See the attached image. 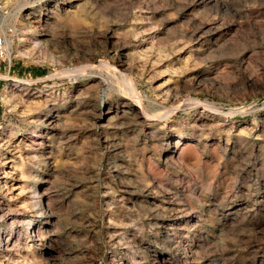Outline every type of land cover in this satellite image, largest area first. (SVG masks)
I'll return each instance as SVG.
<instances>
[{
    "label": "rangeland",
    "instance_id": "374dc122",
    "mask_svg": "<svg viewBox=\"0 0 264 264\" xmlns=\"http://www.w3.org/2000/svg\"><path fill=\"white\" fill-rule=\"evenodd\" d=\"M1 34L0 264H264V0H0Z\"/></svg>",
    "mask_w": 264,
    "mask_h": 264
},
{
    "label": "built area",
    "instance_id": "2783aa9c",
    "mask_svg": "<svg viewBox=\"0 0 264 264\" xmlns=\"http://www.w3.org/2000/svg\"><path fill=\"white\" fill-rule=\"evenodd\" d=\"M12 33V31H11ZM7 34H1L0 35V64L9 63L8 71H11V59L9 57V53L7 50Z\"/></svg>",
    "mask_w": 264,
    "mask_h": 264
},
{
    "label": "bare ground",
    "instance_id": "6f19581e",
    "mask_svg": "<svg viewBox=\"0 0 264 264\" xmlns=\"http://www.w3.org/2000/svg\"><path fill=\"white\" fill-rule=\"evenodd\" d=\"M48 9V8H47ZM46 16V15H45ZM35 18V17H34ZM38 18V17H37ZM36 19V18H35ZM34 19V20H35ZM44 21H46V20H44ZM48 21V20H47ZM29 24V23H28ZM37 24V23H36ZM33 25H35V24H33ZM6 42H7V44L9 45L10 44V42L8 41V39H6ZM6 93V92H5ZM7 97V96H6ZM8 98V97H7ZM13 98V97H12ZM137 109V108H136ZM55 113V112H54ZM53 113V114H54ZM58 114V113H57ZM50 117V116H49ZM57 117V116H56ZM44 123V122H43ZM48 124V123H47ZM51 125H53V124H51ZM50 126V125H49ZM45 132V131H44ZM43 132V133H44ZM52 132V131H51ZM34 134V133H33ZM40 135V134H39ZM47 139V138H46ZM39 141V140H38ZM40 142H42V141H40ZM39 143V142H38ZM44 143V142H43ZM35 145V144H34ZM46 145V144H45ZM36 148V147H35ZM39 150V149H38ZM39 152H41V151H39ZM52 154V153H51ZM5 156V155H4ZM52 157V156H51ZM10 158V157H9ZM8 160V159H7ZM14 160V159H13ZM6 161V160H5ZM19 161V160H18ZM8 162V161H7ZM20 162V161H19ZM3 163V162H2ZM16 163V162H15ZM12 164V163H11ZM17 164V163H16ZM19 164V163H18ZM21 164V163H20ZM19 164V165H20ZM4 165V164H3ZM1 168V167H0ZM18 168H20V171L19 172H21V175L23 176V177H27L26 176V170L23 168V166H19ZM42 177V176H41ZM27 183V182H26ZM29 183V182H28ZM31 185V184H30ZM4 186H6V183H3V185H2V187H4ZM24 186V185H23ZM41 190H44V187H42L41 188ZM34 192V191H33ZM34 195V194H33ZM32 198V197H31ZM37 233V232H36Z\"/></svg>",
    "mask_w": 264,
    "mask_h": 264
},
{
    "label": "crops",
    "instance_id": "0c3cea01",
    "mask_svg": "<svg viewBox=\"0 0 264 264\" xmlns=\"http://www.w3.org/2000/svg\"><path fill=\"white\" fill-rule=\"evenodd\" d=\"M12 70V69H11ZM2 111H1V109H0V113H1Z\"/></svg>",
    "mask_w": 264,
    "mask_h": 264
}]
</instances>
